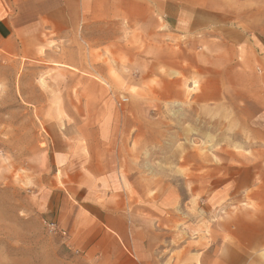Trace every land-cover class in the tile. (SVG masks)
Here are the masks:
<instances>
[{"label":"crops","instance_id":"0c3cea01","mask_svg":"<svg viewBox=\"0 0 264 264\" xmlns=\"http://www.w3.org/2000/svg\"><path fill=\"white\" fill-rule=\"evenodd\" d=\"M107 31L129 32L113 46L151 65L142 78L162 79L163 97L209 124L219 111L240 115L248 130L240 180L218 187L216 156L197 162L194 154V203L208 218L195 227L201 235L208 226L209 247L192 255L204 264H256L264 254V0H0V63L83 70L85 47H105ZM45 128L48 179L30 191L44 221L90 264H153V200L133 197L135 183L107 153H77L56 122ZM219 203L229 206L224 217Z\"/></svg>","mask_w":264,"mask_h":264},{"label":"rangeland","instance_id":"374dc122","mask_svg":"<svg viewBox=\"0 0 264 264\" xmlns=\"http://www.w3.org/2000/svg\"><path fill=\"white\" fill-rule=\"evenodd\" d=\"M115 34L107 31L105 47H85L90 61L83 70L81 65L0 63V264H90L66 245L65 231L46 223L31 202L30 191L48 179L49 122L60 126L77 153L93 147L121 165L135 183L137 201L153 200V264L209 261L192 255L209 247L208 226L201 235L195 227L197 220L208 218L194 203V154L197 162L210 153L216 156L218 187L240 180L248 130L232 110L219 111L209 124L199 113L186 111L184 103L163 97L162 79L142 78L151 65L131 63L128 47L113 46L115 39L126 44L129 32ZM163 74L158 65L157 76ZM228 204L232 211L243 207ZM219 205V217H224L229 206ZM263 256L254 263L264 264Z\"/></svg>","mask_w":264,"mask_h":264},{"label":"built area","instance_id":"2783aa9c","mask_svg":"<svg viewBox=\"0 0 264 264\" xmlns=\"http://www.w3.org/2000/svg\"><path fill=\"white\" fill-rule=\"evenodd\" d=\"M52 228H55L54 226H51Z\"/></svg>","mask_w":264,"mask_h":264}]
</instances>
